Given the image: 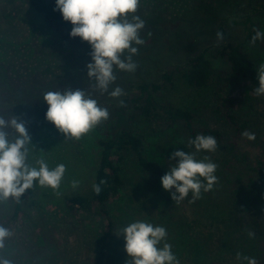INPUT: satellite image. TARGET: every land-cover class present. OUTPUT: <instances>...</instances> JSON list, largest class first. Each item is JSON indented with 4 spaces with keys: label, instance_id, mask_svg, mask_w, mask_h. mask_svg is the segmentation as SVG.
Returning <instances> with one entry per match:
<instances>
[{
    "label": "trees",
    "instance_id": "1",
    "mask_svg": "<svg viewBox=\"0 0 264 264\" xmlns=\"http://www.w3.org/2000/svg\"><path fill=\"white\" fill-rule=\"evenodd\" d=\"M22 1L49 24L62 40L82 48L90 55L91 46L80 37L71 38V23L64 21L59 11H53L55 0ZM165 2L164 9L182 10L183 15L173 20H165L162 14L153 15L150 19L141 17L146 22L141 35L145 41L152 39V44L145 43L140 47L139 53L149 48L156 49L157 53L169 50L175 55L182 50L185 51L182 54L185 62H171L161 70L157 81H138L131 84L127 95L121 99L123 105L120 101L105 102L98 95H94L100 106L106 107L110 113L109 118L98 125L102 138L97 141V163L93 181V184H100L101 180L106 183L100 185L99 194L90 187L81 194L71 196L67 200L66 208L73 216L96 217L103 221L104 230L96 244L95 257L89 262L103 264L109 260L107 242L115 232L109 205L119 192L129 183H134L140 190L157 192L156 203L130 197L129 202L120 209L121 212L126 213L130 209L138 214L147 211L155 216L165 211L170 205L176 204L161 184V177L174 164L171 154L180 150V147L195 151L189 143L190 140L195 139L198 134L212 135L216 137L219 146H222L215 173L218 177L217 183L233 193L232 217L223 222V227L217 228L222 234L217 237L215 246L224 245L229 258H236L237 253H242L254 257L257 264H264V144L260 142L255 124L252 125L255 122L244 118L247 104L248 111L253 110L255 105L249 102L250 97L259 101L264 99V96L258 97L253 92L258 87L256 70L264 62V41L250 44L254 29L264 31V0ZM159 6L158 4L157 10H163ZM145 8L141 6L138 10ZM230 21L234 25L243 26V29L237 31L231 28L227 25ZM218 31L224 33L223 40H217ZM43 55L49 57L56 70L47 68L46 73L50 75L48 84H17L0 65V114L6 119L17 117L18 122L24 123L30 136L32 130L29 125H52L45 116L48 109L43 101L45 92L69 88L81 90L82 87L91 91L96 89L95 82L72 65V54L48 52ZM169 59L172 61L171 57ZM179 85L188 90L190 96L205 98L204 103L217 122L231 128L232 134L228 139L220 128L200 123L198 113L193 107L178 103L173 92ZM5 131L9 133L10 139H15L13 129L7 128ZM244 131L255 133V140L245 138L242 135ZM156 133L164 134L166 137L162 141L167 143L174 144L172 137L183 140L175 148H172V144H157L159 153L171 152L162 162L150 160L147 156V140L156 136ZM245 141L247 143L243 147ZM166 145L170 147L166 148ZM247 146L256 148L255 152L245 150ZM204 194L202 192L201 198L192 202V195L189 193L184 201L195 207L201 206ZM34 196L33 186L19 200L10 198V210L0 212V225L8 229L32 227ZM249 231L255 233L254 238H249ZM32 235L37 250L48 248L46 234L41 229L32 230ZM209 237L214 238L213 233ZM40 254L39 251L30 252L31 262L39 264L41 259L45 262ZM239 261V264H247ZM118 264L126 263L122 260Z\"/></svg>",
    "mask_w": 264,
    "mask_h": 264
},
{
    "label": "rangeland",
    "instance_id": "2",
    "mask_svg": "<svg viewBox=\"0 0 264 264\" xmlns=\"http://www.w3.org/2000/svg\"><path fill=\"white\" fill-rule=\"evenodd\" d=\"M165 1L141 0L138 9L141 6L146 8L138 10L137 14L147 19L153 15L162 14L165 20H173L182 14V10L164 9ZM158 4L163 10H157ZM227 25L237 31L243 29V26L234 25L231 21L227 22ZM226 28L228 27L226 26ZM147 42L152 44V39L146 40ZM48 52L72 54V65L87 77L86 65L92 61L85 50L62 40L49 24L32 11L24 1L0 0V65L9 78L17 84L25 83L26 85L32 82L48 84L50 75L46 73L47 68L56 71L49 57L43 55ZM182 54H185V51L180 50L173 55L169 50L165 53H157L156 49L147 48L134 57L139 64L137 70L134 73L117 71V80L112 87H121L127 95L129 86L135 82L157 81L161 70L171 62L173 64L185 62ZM169 57L172 58V61ZM71 60L72 58L70 62ZM81 90L90 92L93 98H95L94 95H98L100 99L111 103H117L126 96L123 95L116 99L107 93L101 94L97 89L91 91L82 87ZM132 91L135 93L134 89ZM173 93H175L174 98L179 104L193 107L197 111L200 123L220 128L226 139L230 137L231 128L223 125L222 122H217V119L210 113V109L205 105L204 97L190 96L189 91L181 85ZM249 102L255 105L253 110L248 111L247 104L244 118L255 122L252 125L255 124L254 128L261 138L260 142L264 144V99L259 101L250 97ZM29 126L32 130L29 163L34 164L35 159L43 157L50 167L64 163L67 171L59 189V195L50 188L34 184L35 207L32 211L34 216L32 227L9 229L12 236L5 240L4 248L0 249V258L10 260L12 264H34L31 262L29 254L39 251L41 258L45 260L44 262L41 259L39 264H89L90 259L95 257L96 244L104 230L103 221L96 217L73 216L68 212L66 204L71 196L81 194L92 187L97 163V141L102 138V133L97 125L80 139H68L54 124L36 123V126ZM156 134L147 140V156L150 160L162 162L164 157L170 155L171 152L159 153L157 144L159 142L172 144V148H175L183 140L172 137L170 134L172 141L176 144L174 145L162 141L166 137L164 134ZM246 143L247 141L244 142L243 147ZM169 147L170 145H166V148ZM180 148L181 151L194 152L185 147ZM255 149L247 146L245 150L255 152ZM221 153L222 146H219L216 152L201 151L196 153V156L197 159L208 157L218 165ZM73 179L80 181L79 186L75 189L71 186ZM156 193L155 190H140L134 183H129L111 202L109 210L115 223V232L107 242L109 260L103 264H118L122 260H125L126 263L125 241L122 236L118 235L121 228L137 220L166 228L167 242L172 245V250L180 264H239L240 261L236 258H229L224 245L223 247L215 246L217 237L222 234L221 230L217 228L223 227V222L229 221L232 217L233 193L228 188L216 183L212 190L205 192L202 205L197 207L183 200L179 204L170 205L165 211L157 213L155 216L147 211H143L141 214H138L137 211L132 212L130 209L126 212L127 214L121 212L120 209L129 202L128 198L133 197L139 201L156 203ZM10 208V199L0 202V212H7ZM26 209L30 210V208ZM37 229H41L46 234L48 248L37 250L34 246L32 230ZM211 233L214 238L209 237Z\"/></svg>",
    "mask_w": 264,
    "mask_h": 264
},
{
    "label": "clouds",
    "instance_id": "3",
    "mask_svg": "<svg viewBox=\"0 0 264 264\" xmlns=\"http://www.w3.org/2000/svg\"><path fill=\"white\" fill-rule=\"evenodd\" d=\"M141 0H55L53 11H59L63 20L72 25L71 38L80 37L91 46V61L86 65L87 77L95 82V88L101 94L119 99L126 95L119 87H112L117 80V71L134 73L139 67L134 59L146 41L141 33L145 20L138 14ZM250 44L264 41V31L254 29ZM151 35V33H148ZM217 40L224 39V33H216ZM256 76L258 87L253 89L256 96H264V63H260ZM111 89V90H109ZM43 101L48 105L45 114L47 121L65 134L66 138L80 139L91 129L107 120L110 113L100 106L90 92L64 89L47 91ZM123 100L120 104L123 105ZM14 130L15 139H10L5 129ZM242 135L248 140H255V133L244 131ZM189 143L194 152L177 150L171 154L174 162L171 168L161 177L164 191L169 192L173 202L179 204L189 193L192 202L201 198L202 192L212 190L218 182L216 170L218 165L208 157L197 159L196 153L216 152L219 143L212 135L198 134ZM31 137L23 122L11 116L6 119L0 114V202L19 200L34 184L52 189L59 195V189L67 171L64 163L50 167L43 157L37 158L34 164L29 163ZM80 181L73 179L71 186L75 189ZM100 184H93L96 194L101 192ZM167 230L163 226L137 220L120 229L127 253L126 264H180L172 245L167 242ZM12 232L0 225V249ZM249 238L255 233L248 232ZM237 260L247 264H257L254 257L237 253ZM0 264H12L8 259L0 258Z\"/></svg>",
    "mask_w": 264,
    "mask_h": 264
}]
</instances>
